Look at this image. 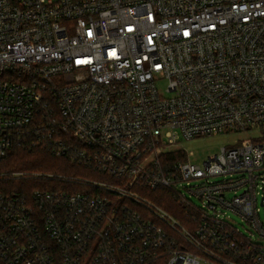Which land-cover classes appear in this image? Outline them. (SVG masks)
Segmentation results:
<instances>
[{
    "label": "built area",
    "instance_id": "built-area-1",
    "mask_svg": "<svg viewBox=\"0 0 264 264\" xmlns=\"http://www.w3.org/2000/svg\"><path fill=\"white\" fill-rule=\"evenodd\" d=\"M15 149L62 164L0 173L41 184L0 191L2 264H264V0H0V163Z\"/></svg>",
    "mask_w": 264,
    "mask_h": 264
},
{
    "label": "rangeland",
    "instance_id": "rangeland-1",
    "mask_svg": "<svg viewBox=\"0 0 264 264\" xmlns=\"http://www.w3.org/2000/svg\"><path fill=\"white\" fill-rule=\"evenodd\" d=\"M159 87L161 89L165 88V82H160ZM247 138H258V134L255 132H247V133H225L218 134L212 136H204L199 137L197 139H193L190 141L181 142L180 148L184 150L187 155H191L190 159L194 163L201 164L209 155L217 153L223 147H231L237 142L241 140H245ZM62 162H58L57 165H61ZM7 171L0 170V173H4ZM221 179V178H220ZM219 179V180H220ZM25 186H20L17 183H4L0 182V190L6 189H25V190H33L39 188V186H33L27 188L29 183L24 184ZM194 204L200 205V203L191 199ZM226 217L229 219V222L232 224L234 228H236L243 235L247 236L249 233V226L242 220L241 217L231 213L226 212ZM261 218H264V208H261ZM162 264V263H157Z\"/></svg>",
    "mask_w": 264,
    "mask_h": 264
},
{
    "label": "trees",
    "instance_id": "trees-1",
    "mask_svg": "<svg viewBox=\"0 0 264 264\" xmlns=\"http://www.w3.org/2000/svg\"><path fill=\"white\" fill-rule=\"evenodd\" d=\"M61 160H57L51 155H49L44 150H34L31 152H26L22 150H12L11 153L8 154L7 158L0 163V170L4 171H44V172H56L58 170L57 165ZM2 183V182H1ZM7 183H17L20 186H25L27 183L18 182H7ZM28 186H41L39 183H30ZM64 187H62L63 189ZM2 191V189L0 190ZM157 196L162 197H154L153 195H149L159 206L171 212L178 218H183L182 212L183 210L177 205V203L169 196V193L166 190H159L155 193ZM0 264H2L0 262Z\"/></svg>",
    "mask_w": 264,
    "mask_h": 264
}]
</instances>
